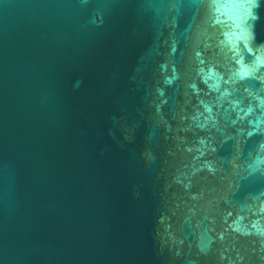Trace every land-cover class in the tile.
I'll return each instance as SVG.
<instances>
[{
	"label": "water",
	"instance_id": "95a60500",
	"mask_svg": "<svg viewBox=\"0 0 264 264\" xmlns=\"http://www.w3.org/2000/svg\"><path fill=\"white\" fill-rule=\"evenodd\" d=\"M0 264H264V0H0Z\"/></svg>",
	"mask_w": 264,
	"mask_h": 264
}]
</instances>
